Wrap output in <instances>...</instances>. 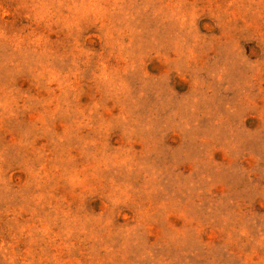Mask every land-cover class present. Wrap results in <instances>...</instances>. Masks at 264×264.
Returning a JSON list of instances; mask_svg holds the SVG:
<instances>
[{
  "label": "rangeland",
  "instance_id": "374dc122",
  "mask_svg": "<svg viewBox=\"0 0 264 264\" xmlns=\"http://www.w3.org/2000/svg\"><path fill=\"white\" fill-rule=\"evenodd\" d=\"M0 264H264V0H0Z\"/></svg>",
  "mask_w": 264,
  "mask_h": 264
}]
</instances>
